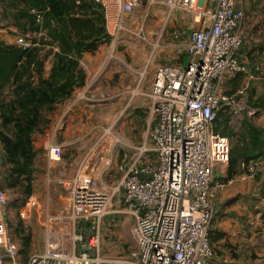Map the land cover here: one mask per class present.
I'll list each match as a JSON object with an SVG mask.
<instances>
[{"label": "built area", "instance_id": "built-area-1", "mask_svg": "<svg viewBox=\"0 0 264 264\" xmlns=\"http://www.w3.org/2000/svg\"><path fill=\"white\" fill-rule=\"evenodd\" d=\"M120 1L123 14L141 6L140 0ZM146 4L149 9L163 8L166 22L181 13L189 15L194 24L183 49L188 58L186 65L159 67L147 89L138 84L128 93L125 90L126 109L136 100L147 103L149 147L135 149L128 167L120 168L123 176L111 192L104 189L105 192L92 175V154L81 159L72 177L59 183L69 193L68 209L45 215L43 246L27 255L21 254L8 235V202L6 193L0 191V264L209 263L213 253L208 238L212 221L208 193L211 189L223 190L235 180L222 182L214 176L217 166L227 167L230 151L228 138L215 133L214 122L223 109L232 116L245 108L240 106L243 100L238 97L246 100V86L231 97L225 96L223 89L228 78L250 74L240 55L246 17L237 0H146ZM121 27L118 24L115 29ZM140 31L143 37V27ZM161 38L159 30L150 42L152 52ZM15 42L23 49L31 46L23 37ZM82 66L88 73L87 65ZM87 82L76 101L88 100L94 82ZM254 113L255 110L248 111L249 116ZM53 137L46 147L49 164L62 159V148ZM110 149H104L100 159L106 169L110 166ZM263 169L259 161L241 163L239 178L256 177ZM117 196L121 197L122 209L109 211ZM36 207L37 202L30 197L19 210L20 219L28 220ZM108 214L133 219V245L123 259L105 262L94 257V253ZM86 221H91L90 229L85 228ZM85 231L88 252L82 254L79 244Z\"/></svg>", "mask_w": 264, "mask_h": 264}, {"label": "crops", "instance_id": "crops-1", "mask_svg": "<svg viewBox=\"0 0 264 264\" xmlns=\"http://www.w3.org/2000/svg\"><path fill=\"white\" fill-rule=\"evenodd\" d=\"M237 1L246 17V24L242 28L243 46L240 51L241 58L247 65V71L250 72L246 79L251 77L254 79L258 76L257 73L259 72V77L261 78V75H263L261 79L264 81V0ZM99 2L105 9V29L110 36V41L107 44L101 45L93 54H83L79 61V67L85 74L84 85L88 83V80H91L94 82L92 88H96L95 91H98L100 94L114 93L116 89H122V93L125 94V90L127 92L138 84L140 88L147 89L153 80L156 69L159 67H183L187 64L188 58L183 49L187 43L190 28L194 27L192 18L189 15L176 13L170 18L169 22L166 23L163 20L161 28L155 29L148 38L144 36L145 32H143V38L140 29L143 27L144 16H141L140 20L132 23V26H130L132 14L135 10L132 13L123 14L120 0H100ZM140 2L142 5V0ZM118 24H122V27L116 30L115 27H118ZM159 30L162 38L158 48L152 52L150 42L154 41L155 35L158 34ZM19 36L26 38L29 34H22L16 27L0 19V42L14 44ZM118 42L121 44L119 46L120 50L115 47ZM56 51L57 49H53L54 53ZM54 53L49 55L44 62V78H47L50 74ZM82 64L87 65L89 69L88 73ZM229 79L231 78H228L224 85H226ZM84 85L75 89L70 98L56 105L54 111L47 113L45 116L46 127L42 128L41 133L34 135L33 145L34 149L38 152L37 158L42 159L44 176L41 182L34 180L33 183L31 197L39 200L40 205L32 211L34 214L32 220L29 221L32 227L30 230L29 247L25 253L20 251L22 255L41 250L43 246L45 233L44 216L46 214V204L43 197H46L47 193L51 190L49 185L55 184L56 188L60 190L59 183L72 177L70 176V168L68 169L67 167L68 164H65V158L62 156L60 162L49 164L46 159V152L44 153L42 147H46L51 140L50 137L52 138L53 136L55 144L62 149L67 147V138L65 137L69 134V127L68 125H64L59 128L56 127V124L60 123L62 119L68 122L71 111H76V115H79L82 111L88 112L90 115L92 114L90 113L91 108L87 107L85 101H76V97H74L75 93L78 94L84 89ZM102 87L105 89L101 93L99 90ZM123 97L127 99V94L123 95ZM117 103L120 104V101L112 99L107 104H111L113 107ZM134 104L138 105L137 108L142 109V113L146 112L147 103L145 100L135 101ZM102 108L107 110L104 115L102 114V119L106 122V126L102 131L107 128V134L113 131L114 134L135 135L138 138L144 133L143 129L146 128L145 125L143 126L140 123L141 126H139L137 124L140 121L139 116H137L139 111H135L137 115H134V112L132 115V112H130V118L128 122L125 121L123 123V128L119 129L117 127L113 130L115 125L114 119L117 117L115 114L118 110L115 111L105 106ZM94 110H96V107ZM126 110L127 112L129 111V109ZM260 116L262 122H259V125H255L263 127L264 111H260ZM44 132L45 134L40 136ZM136 138L129 141L137 148L140 146V142ZM109 142L107 144H111L109 147L112 149L114 143ZM127 153L125 154L127 155ZM79 156L80 154L78 155L75 151L73 163L79 161L81 157ZM116 157L114 161L115 170L112 177L114 179L120 177L117 172L118 166L121 165L120 167L126 168L130 161V157L129 160L128 158L123 159L122 153L117 152ZM76 163L73 170H75L78 164ZM240 174L233 176L232 179L235 180L225 189H211L208 193L212 210L210 231L221 234V237L217 241L210 242L213 254L208 264H264V169L253 178L242 180L239 178ZM214 176L216 179L224 180L227 177V167L217 166L214 169ZM109 180L112 181L111 178ZM39 182L40 185L38 184ZM120 199V196L114 199L115 206L120 202ZM115 215L111 221L113 223V230H115V219L118 221L122 220V227L119 226L120 230L125 225L131 223L133 225L134 223L133 219L128 216ZM22 226L26 228L24 223ZM34 232L39 234H35ZM17 241L18 243L16 244L21 250L20 240L17 239ZM116 244H119L118 240H116Z\"/></svg>", "mask_w": 264, "mask_h": 264}, {"label": "trees", "instance_id": "trees-1", "mask_svg": "<svg viewBox=\"0 0 264 264\" xmlns=\"http://www.w3.org/2000/svg\"><path fill=\"white\" fill-rule=\"evenodd\" d=\"M0 19L29 34L27 39L19 37L31 45L23 49L16 42H0V191H12L15 199L10 205L19 210L33 193L38 154L34 135L46 127V114L84 85L85 74L79 67L83 54H93L110 36L105 29V9L95 0H0ZM52 53V68L44 78V62ZM246 78L245 74L231 77L224 95H236ZM248 83V106L264 111V92L257 93ZM231 120L223 109L214 122L215 133L230 143L227 177L222 182L242 173L241 163L259 161L264 167V126H256L247 116L238 124ZM14 236L25 253L30 230L18 222ZM220 237L209 230L211 243Z\"/></svg>", "mask_w": 264, "mask_h": 264}, {"label": "rangeland", "instance_id": "rangeland-1", "mask_svg": "<svg viewBox=\"0 0 264 264\" xmlns=\"http://www.w3.org/2000/svg\"><path fill=\"white\" fill-rule=\"evenodd\" d=\"M132 15H131L132 20L130 17V20H131L130 26H132V23H135L138 20H140L141 16L142 17L144 16L143 28L145 32L144 36L146 38H148V36H150L151 33L155 31V29L157 28L160 29L161 26L163 25L162 21L163 20L165 21L164 9L161 7H153L149 9L147 8V4L145 0H142V5L139 8H136ZM120 45L121 44L119 42L116 43V46H115L116 49L120 50L119 49ZM263 61H264V58H263ZM259 76L260 75H258L254 79L253 77L246 79L245 84H244L248 87V88L246 87L247 89L244 91L246 93V100L244 101L243 99L244 97H238L240 98L239 99L240 101L243 100L240 102L241 104L240 106L241 107L243 106L245 108L244 110L241 109L235 114H232L233 120H231V122L233 124L234 122L238 124L244 118V116L245 117L247 116L256 125H259L260 124L259 122H262L260 112H256L252 116L248 115V111L249 110L253 111L254 109L250 108L247 104V99H248L247 90L250 88L248 82H251V85L255 87L254 89L257 93H262V91L264 92V88L262 87L264 81ZM104 89L105 88L102 87L100 88L99 91L102 93ZM95 90L96 88H91L92 92L88 95V100L85 101V104L87 105V107L91 108L90 109V113H92L91 115L88 112L86 113L83 111L79 115H76V111H71L69 113L68 122L62 119V121L58 123L59 128L63 127L64 125H68L69 127V134L67 137H65L67 138L68 145L67 147H64L62 149V156L65 158L66 160L65 164H68L67 167L68 169L70 168V173H71L70 176H72L74 172L73 167L76 163V162L73 163L75 151L77 152L78 155L80 154V156L84 153L81 157L79 156L80 157L79 161L83 159L88 153H91L92 155H91L89 164H90V167L94 165V169H95L92 175L98 180V182H100V187L103 190L105 189L106 191L111 192V189H114L118 185V183L120 182L123 176V174L120 171V168H121L120 167L121 165H120L117 168V172L119 173L120 177L115 178V179L112 178L114 175L113 171L115 170L114 161L117 158L116 157L117 152L122 153L123 159L128 158L129 160V157L131 159L132 155L135 153L136 146L132 145L129 140H134L136 136L135 135L129 136V135L121 134V133L114 134L113 131L107 134L106 133L107 128L104 129L105 132L104 130L102 131V129L106 126V122L102 119L103 118L102 114L104 115L105 112L107 111L105 108H102V107L105 106L109 109L112 108L115 111L118 110L115 114L117 117L114 119L115 125H114L113 130H115L117 127L119 129L123 128V123L125 121L128 122V119L130 118V115H129L130 112H132L131 113L132 115H133V112H134V115L138 114L137 116H139L140 121H138L137 124L139 126H141V124L143 126L145 125V121L149 118V115H148V111L145 110L146 112L142 113L141 112L142 109L137 108L138 105H135L133 103L129 104L130 105L129 111L127 112L125 107L128 103L127 102L128 95H127V99H125L123 95H125L126 92L125 94L122 93V89H116L114 93L108 92V93H103V94H100L98 91H95ZM76 96H77V93L74 94V97ZM112 99L119 100L121 107H120V104L118 103L114 105L113 107L111 106V104H107ZM95 107H96V110H94ZM135 111H139V113L136 114ZM109 129L111 130V128ZM143 130H144V133L142 134V136L136 139H138L140 142L139 147L144 146L148 148L150 143L148 139L147 128H144ZM44 134L45 132L40 136H43ZM109 141L114 143V147L110 149L109 151L108 159L110 161V166L109 168L106 169L102 166L103 164L100 163V159L102 160L104 149H106L107 147L111 145V144L110 145L107 144V143H110ZM46 147L45 146L42 147L44 150V153L46 152ZM126 152H128L127 155L125 154ZM150 159H152V155H150ZM35 169H36V172L34 174L35 181L41 182V179L44 176L43 174L44 165H43L41 158H37ZM109 178H111L112 181H110ZM40 182L38 183L39 185H40ZM49 187L51 190L47 193L46 197L45 196L43 197V200L46 204L45 213L46 214L50 213V215H56L57 213L67 210L69 207V193L65 189H63L61 186H59L60 188L59 190L58 188H56L55 184L49 185ZM3 192L6 193L7 202H8L6 213H5V219H6V223L8 227V235L11 237V239L14 242L18 243L17 239L14 238V234H13L15 225L18 222H21L22 224L24 223V225H26L25 229L31 230L32 227L29 221L32 220L34 213L31 212V217L28 220H21L19 217L20 209L14 210L13 207L10 205V203L15 199V195L13 194L12 191H3ZM36 202H37V207H38L40 205L39 200H36ZM208 202L210 204L209 198H208ZM114 207H115V210H117L118 207L122 209V205H120V202L116 204L115 206L114 198H113L112 203L109 206V211H112ZM114 216L116 215L108 214L104 218L101 229H100L101 237L99 241L98 251L97 252L95 251L94 253V257H98L99 259L105 262L118 261V260L123 259L128 254V251L131 249L133 245V240L131 237L132 223L125 225V227H123V229L120 230L119 226L122 227V220L118 221L117 219H115L114 221L115 230H113L112 228L113 223L111 221ZM34 233L39 234L36 232ZM116 240H118L119 242L118 245L116 244Z\"/></svg>", "mask_w": 264, "mask_h": 264}, {"label": "water", "instance_id": "water-1", "mask_svg": "<svg viewBox=\"0 0 264 264\" xmlns=\"http://www.w3.org/2000/svg\"><path fill=\"white\" fill-rule=\"evenodd\" d=\"M85 228L86 229H90L91 228V226H92V224H91V221H86L85 222ZM87 239H88V233H87V231H85L84 233L82 232V234H81V241H80V244H79V252L80 253H87L88 251L86 250V244H85V242L87 241Z\"/></svg>", "mask_w": 264, "mask_h": 264}]
</instances>
